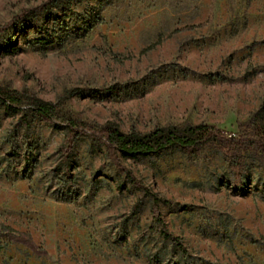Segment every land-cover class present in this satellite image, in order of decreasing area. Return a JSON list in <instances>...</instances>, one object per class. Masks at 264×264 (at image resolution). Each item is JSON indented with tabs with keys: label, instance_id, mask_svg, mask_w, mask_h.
Returning <instances> with one entry per match:
<instances>
[{
	"label": "rangeland",
	"instance_id": "1",
	"mask_svg": "<svg viewBox=\"0 0 264 264\" xmlns=\"http://www.w3.org/2000/svg\"><path fill=\"white\" fill-rule=\"evenodd\" d=\"M44 1L0 0V27ZM46 28L0 35V86L61 102L89 127L234 136L264 106V0H74ZM20 116L0 104V264H264L262 151L122 158L173 203L159 211L181 252L91 133L65 170L67 125L26 131Z\"/></svg>",
	"mask_w": 264,
	"mask_h": 264
},
{
	"label": "trees",
	"instance_id": "2",
	"mask_svg": "<svg viewBox=\"0 0 264 264\" xmlns=\"http://www.w3.org/2000/svg\"><path fill=\"white\" fill-rule=\"evenodd\" d=\"M73 1L45 0L36 7L25 9L7 24L0 27V35L6 33L10 28H13L17 35H23L29 30L43 32L50 22L57 19L58 12H70ZM98 24V21L94 22L90 25V28ZM7 43L4 48L5 51L13 47L11 39ZM37 43L47 44L46 42ZM92 97H95V95L93 94ZM0 104H3L6 110L11 113L21 112L19 123L26 131L32 127L33 122L37 119L49 125L54 124L55 120H60L67 125L62 151L65 170L68 168V160L76 138L85 132L91 133L96 141L104 146L108 160L117 171L124 175L131 186L151 199L153 221L160 227L161 235L174 243L181 252H186L184 246L179 238L174 237L166 230L159 211L160 203H173L147 191L124 168L122 158L137 160L157 155L169 149L179 150L186 155H198L209 146L225 154H229L230 150L234 148L238 150H260L264 153V106L260 107L245 124L239 127L240 135L231 136L220 129L203 124L160 127L145 134L123 133L112 124H106L101 128H93L65 114L61 102H46L28 91L19 93L2 86H0Z\"/></svg>",
	"mask_w": 264,
	"mask_h": 264
}]
</instances>
